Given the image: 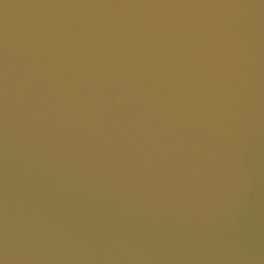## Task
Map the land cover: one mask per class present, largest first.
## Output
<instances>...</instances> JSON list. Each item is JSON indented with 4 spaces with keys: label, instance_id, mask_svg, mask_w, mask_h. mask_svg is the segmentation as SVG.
Listing matches in <instances>:
<instances>
[{
    "label": "water",
    "instance_id": "1",
    "mask_svg": "<svg viewBox=\"0 0 264 264\" xmlns=\"http://www.w3.org/2000/svg\"><path fill=\"white\" fill-rule=\"evenodd\" d=\"M0 264H264V0H0Z\"/></svg>",
    "mask_w": 264,
    "mask_h": 264
}]
</instances>
